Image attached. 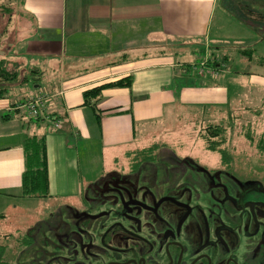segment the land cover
Wrapping results in <instances>:
<instances>
[{"label": "crops", "instance_id": "0c3cea01", "mask_svg": "<svg viewBox=\"0 0 264 264\" xmlns=\"http://www.w3.org/2000/svg\"><path fill=\"white\" fill-rule=\"evenodd\" d=\"M18 17L16 63L28 81L0 99V220L29 197L22 193L23 118L3 116L32 93L50 94L47 110L62 122L55 131L48 122L27 130L45 140L46 198L77 205L85 200L84 144L89 153L96 142L108 167L128 170L135 151L157 144L144 145L146 136L170 138L152 126L176 110L199 123L209 121L201 113L249 121L264 136V0H19ZM209 57L216 75L200 71ZM129 76L130 87L101 90L98 123L93 99L85 103L83 93Z\"/></svg>", "mask_w": 264, "mask_h": 264}, {"label": "flooded vegetation", "instance_id": "af4514ba", "mask_svg": "<svg viewBox=\"0 0 264 264\" xmlns=\"http://www.w3.org/2000/svg\"><path fill=\"white\" fill-rule=\"evenodd\" d=\"M146 161L114 175L126 197L68 207L71 220L45 224L20 264H264L260 184L226 168L142 171Z\"/></svg>", "mask_w": 264, "mask_h": 264}, {"label": "rangeland", "instance_id": "374dc122", "mask_svg": "<svg viewBox=\"0 0 264 264\" xmlns=\"http://www.w3.org/2000/svg\"><path fill=\"white\" fill-rule=\"evenodd\" d=\"M18 10L19 0H0V59L6 60V63L2 66L9 68L10 72L14 71L12 68H16L15 64H17L16 46L20 31ZM18 70L16 69V72ZM209 75V72H206L204 77ZM14 85L18 86L20 82L14 83ZM22 87L26 88L27 86L23 85ZM22 92L24 93V89ZM49 105L48 103L46 109ZM201 115L200 118L209 119V121L204 120L199 123L196 118H188L189 114L176 110L168 114L163 123L159 125L160 127H158V124L161 122L153 123V133L163 132L164 136L169 133L170 138H157L159 136H155V138L150 136L149 138V136H146L144 139L146 141L143 144L148 145L152 142L151 140H158L157 149L148 154L155 155L153 159L145 157L147 154L139 155L147 161L138 167L142 171L161 168L196 169L199 167V169H207L211 174H219L221 169L225 170L223 168H226L229 173L237 175L239 178L242 176L247 177L249 180L254 179L250 182L260 184L264 190V147L260 149L258 146L262 137L260 138L247 124L250 122H234L231 118L224 122L217 116L211 115L209 117L205 113H201ZM248 117L254 118L252 115ZM223 122L229 125L224 133L225 142L222 145L227 152L228 160L226 163L219 160L220 157L217 155H214L217 156V159L212 160L205 158L202 154L203 148L208 145L209 134L206 127L210 124ZM164 125L167 128H164ZM163 128L164 131H162ZM175 135L179 138L176 137L177 140H172ZM222 135L213 137V141H221L223 139ZM83 148L87 151L81 153V181L84 192L83 197L87 201L82 199L81 203L77 205L79 202L73 204L77 200L68 201L69 203H67L65 200L46 197L19 198L18 210L11 213L8 219L0 220V264H3V262L20 264L24 260L27 250L38 249L41 244L33 242V239L35 237L40 239L45 232H48L49 226L45 224L59 221L69 222L71 220V211L68 207L86 209L87 206H93L96 200L102 201L103 204L101 205L105 207L108 201H119L117 193H123L126 197L124 190L120 188L117 191V186L114 185L116 183L114 175H118L120 170H114L112 166L108 167V164L106 165L102 161L99 145L95 142L89 153L88 146L84 144ZM204 153L206 154L205 151ZM191 154L196 155L199 160ZM163 157L166 159L164 160ZM101 205L95 206L94 204L97 208L102 207ZM18 238L21 239V243L16 241Z\"/></svg>", "mask_w": 264, "mask_h": 264}, {"label": "trees", "instance_id": "16d2710c", "mask_svg": "<svg viewBox=\"0 0 264 264\" xmlns=\"http://www.w3.org/2000/svg\"><path fill=\"white\" fill-rule=\"evenodd\" d=\"M248 52V51H247ZM247 55L249 58L252 55V51L248 52ZM6 63V60L0 59V99L8 97L11 86L16 84L17 82L20 84H23L28 81V77L25 73L22 74L21 70H18L16 72V69H18V65H16V68H12L14 71L10 72L9 68H5L2 66V64ZM262 63L264 64V60H262ZM205 68H210L212 70H215L217 67V61L214 59V57H209L205 62H203ZM11 69V68H10ZM29 72H33V68L29 70ZM3 78V80H2ZM20 78V79H19ZM35 81L30 82V86L33 87L35 85ZM132 83V77L129 76L127 78L121 79L119 81H116L114 83L100 86L91 90H88L83 93L84 101L85 103H89L91 99H93L94 104L92 105V108L95 110V116L100 123L101 115L99 112L96 111L97 103L101 96V90L104 87H130ZM12 106H15V103L12 104ZM47 113L50 120L60 121L61 126V120L59 117H57L54 113H51L47 110ZM16 114H20V117L23 118V126L25 127L26 134L23 141V151H24V158H25V169L22 174V193L25 196L29 197H47L48 196V171H47V159H46V149H45V140L44 137H40L36 134L29 135L28 134V127L30 124H39L43 122H48L53 127V131L58 130L57 127H54L53 124L50 121L44 120L41 116L32 117L27 115V112L23 110H15L11 114L4 115V119H8L11 116H14ZM59 126V127H60ZM228 123H220V124H210L206 127L208 130L209 138L207 139L208 145H206V149L218 152L221 155L222 162L226 163L228 158L226 156V150L224 147H222L223 143L225 142V136L224 133L228 127ZM58 127V128H59ZM223 134V135H222ZM222 135L223 139L221 141H213V137ZM205 137V136H204ZM261 138V137H260ZM211 143V144H210ZM157 144H153L149 146L148 148L135 151L134 157H132V162H134L135 159L143 158V156L139 155H145L150 154L157 149ZM258 146L261 148L264 147V136L259 140ZM132 154V153H131ZM135 167V166H132Z\"/></svg>", "mask_w": 264, "mask_h": 264}, {"label": "built area", "instance_id": "2783aa9c", "mask_svg": "<svg viewBox=\"0 0 264 264\" xmlns=\"http://www.w3.org/2000/svg\"><path fill=\"white\" fill-rule=\"evenodd\" d=\"M204 69L205 66L202 63L200 65V71H203ZM216 73V70H212L213 75H216ZM51 98V95L46 92L32 93L27 96L25 102L19 103L17 108H23L27 112L25 118L28 116H41L44 120L50 121L54 127L58 128L60 126V121H51L46 109L47 104L51 102Z\"/></svg>", "mask_w": 264, "mask_h": 264}]
</instances>
